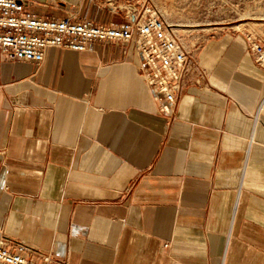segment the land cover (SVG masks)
Wrapping results in <instances>:
<instances>
[{
	"label": "crops",
	"instance_id": "0c3cea01",
	"mask_svg": "<svg viewBox=\"0 0 264 264\" xmlns=\"http://www.w3.org/2000/svg\"><path fill=\"white\" fill-rule=\"evenodd\" d=\"M38 15L122 24L96 0ZM135 46L0 53V237L43 264H264V68L245 35L194 70L171 114Z\"/></svg>",
	"mask_w": 264,
	"mask_h": 264
},
{
	"label": "built area",
	"instance_id": "2783aa9c",
	"mask_svg": "<svg viewBox=\"0 0 264 264\" xmlns=\"http://www.w3.org/2000/svg\"><path fill=\"white\" fill-rule=\"evenodd\" d=\"M121 11L127 18L122 24L100 23L38 15L22 0H0V53L7 59L40 63L51 47L85 51L91 41L131 44L140 53L139 71L159 110L171 114L185 92L191 72L196 70L204 78L205 68L195 64L173 25L153 3L125 2ZM244 35L255 62L264 68V33ZM38 258L49 262L51 255L0 237V264H43Z\"/></svg>",
	"mask_w": 264,
	"mask_h": 264
},
{
	"label": "rangeland",
	"instance_id": "374dc122",
	"mask_svg": "<svg viewBox=\"0 0 264 264\" xmlns=\"http://www.w3.org/2000/svg\"><path fill=\"white\" fill-rule=\"evenodd\" d=\"M138 1L141 0H96L121 13L125 2ZM148 1L173 25L195 64L202 67L230 36L264 33V0Z\"/></svg>",
	"mask_w": 264,
	"mask_h": 264
}]
</instances>
